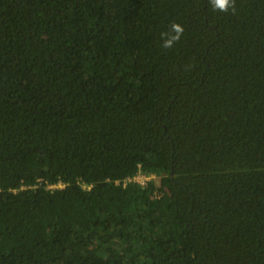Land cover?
<instances>
[{
  "label": "trees",
  "instance_id": "1",
  "mask_svg": "<svg viewBox=\"0 0 264 264\" xmlns=\"http://www.w3.org/2000/svg\"><path fill=\"white\" fill-rule=\"evenodd\" d=\"M0 264H264V0H0Z\"/></svg>",
  "mask_w": 264,
  "mask_h": 264
},
{
  "label": "clouds",
  "instance_id": "2",
  "mask_svg": "<svg viewBox=\"0 0 264 264\" xmlns=\"http://www.w3.org/2000/svg\"><path fill=\"white\" fill-rule=\"evenodd\" d=\"M232 2H234V0H215V6L222 11H227L228 7L230 6V3H232ZM172 27L178 33V35L176 37H174L173 39L178 40L179 34L183 32V28L178 24H174ZM171 44H172V41L169 40L164 46L170 47Z\"/></svg>",
  "mask_w": 264,
  "mask_h": 264
},
{
  "label": "built area",
  "instance_id": "3",
  "mask_svg": "<svg viewBox=\"0 0 264 264\" xmlns=\"http://www.w3.org/2000/svg\"><path fill=\"white\" fill-rule=\"evenodd\" d=\"M141 176H144L145 178L142 180L141 179ZM154 176L153 175H150V174H145L141 171H139L136 175H134L132 178H128L127 181H135L139 184H146V182L150 179V178H153ZM61 185L60 184H49L47 185V188H55V187H60Z\"/></svg>",
  "mask_w": 264,
  "mask_h": 264
},
{
  "label": "rangeland",
  "instance_id": "4",
  "mask_svg": "<svg viewBox=\"0 0 264 264\" xmlns=\"http://www.w3.org/2000/svg\"><path fill=\"white\" fill-rule=\"evenodd\" d=\"M145 177L144 176H141V179L143 180Z\"/></svg>",
  "mask_w": 264,
  "mask_h": 264
}]
</instances>
